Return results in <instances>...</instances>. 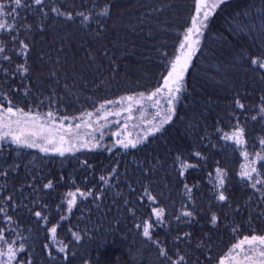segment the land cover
<instances>
[{"label": "trees", "instance_id": "16d2710c", "mask_svg": "<svg viewBox=\"0 0 264 264\" xmlns=\"http://www.w3.org/2000/svg\"><path fill=\"white\" fill-rule=\"evenodd\" d=\"M62 2L69 5L75 2L77 11L85 10L79 7L81 0ZM82 2L89 4V0ZM112 3L116 5L113 18L107 21L106 30L100 29L103 32L100 37L95 35L97 25L94 21L87 27L79 20L65 23L63 18L51 22L45 33H36L29 59L32 71L23 78L19 74L5 75V69L15 68V63L8 64L2 59L7 52L0 54V92L9 94L13 102L25 110L30 108L45 113L58 109L59 114L72 117L85 111L96 112L104 99L118 100L133 92L151 90L162 71L159 52H173L176 34L181 31L180 25L190 19L194 0H112ZM260 3L261 0H230L228 7L217 10L202 37L203 54L197 53L186 74L187 90L178 105V116L164 126L167 131L150 137L146 147L141 145L138 151L132 150L134 154H126L117 148L112 152L105 150L104 146L112 145L116 139L111 133L117 131L118 125L113 122L103 128L100 149L93 152L82 149L74 156L71 153L65 157L45 155L38 149H17L10 141L0 142V168H6L5 159L20 164L7 185L0 178V188L11 189L15 185L19 190L21 184L26 186L30 180L29 172L44 176L45 183L48 179L54 182V189L37 193L27 187L23 190V196L28 198L23 201L25 204L35 199L48 206L42 212L48 217L47 222L37 223L34 211L41 210L37 206L32 213L27 209L18 211L11 224L0 213V228L15 229L37 252L43 243H50L53 249L67 245L69 264H157L155 247L142 236L144 220L153 225L150 229L152 239L167 240L169 245L175 236L190 233L192 264L197 259L200 264H205L208 255L218 259L227 254L232 244L244 235L264 234V202L259 193L253 195L254 190L244 186L238 175L241 165L246 163L240 155L241 149L233 141L222 138L239 122L247 133L245 150L250 153L260 151L259 138L264 136V128L251 120L255 115L251 108L254 103L258 104L259 95L264 94L261 93L264 83L254 80L253 73L240 66L233 53L240 48L258 46L264 40V32L254 29V40L252 36L231 31L235 26L234 15L248 11L244 20L258 17ZM249 5L257 7L249 10ZM240 18L237 15V19ZM27 22L34 25L38 18L29 15ZM256 24L259 25L258 18ZM44 53L48 55L44 56ZM89 53L95 56L94 61L87 58ZM57 57L60 65L56 67H60V72L57 77H51L49 70ZM13 59L22 62L19 57ZM25 87L29 89L27 96ZM237 94L248 111L237 109L233 112L229 107ZM50 96L54 102L51 106ZM147 113L146 119L153 115L149 110ZM95 135L99 137V132ZM195 152H200L204 159L195 156ZM177 156L193 165L184 169L183 176L179 175V163H174ZM154 158L160 160L155 171L146 180L141 177V182H135L136 177L141 176L140 166L149 160L155 163ZM78 160H87L92 168H82ZM113 167L120 173L119 187L110 180L113 186L104 185L107 191L101 200L78 198L71 213L66 210L64 198L68 191L80 187L99 192V176L108 177ZM217 167L228 172L229 179L224 188L218 187ZM125 169L131 180L125 179ZM61 176L63 181H60ZM129 182L133 183L135 193L128 189ZM40 183L37 181V186ZM141 183L156 197L155 205L138 202V194L143 191ZM220 192L227 197L225 202L217 199ZM125 198L129 201L127 205ZM62 203L64 207H59ZM153 206L165 209L162 226L153 223ZM129 208L135 215L128 211ZM183 211H193V216L177 221L175 217ZM212 214L218 217L215 225L211 222ZM138 223L141 225L139 230ZM52 227L57 228L55 239L48 233ZM234 228L237 231L234 232ZM73 232L81 236L79 242L75 241ZM16 239L19 242L20 237L16 236ZM198 244L202 247L197 248ZM73 253L75 260L71 259Z\"/></svg>", "mask_w": 264, "mask_h": 264}, {"label": "snow or ice", "instance_id": "6c2138e0", "mask_svg": "<svg viewBox=\"0 0 264 264\" xmlns=\"http://www.w3.org/2000/svg\"><path fill=\"white\" fill-rule=\"evenodd\" d=\"M229 3L230 0H194L190 19L180 25L181 31L176 34L173 52H159L162 71L155 86L151 90L146 89L144 92L139 93L133 92L120 97L118 100L104 99L95 112V121H93L94 113L90 111L82 112L80 116L70 117L59 114L58 109L56 111L48 110L45 113L32 111L30 108L25 110L24 107L14 103L9 94L0 92V142L10 141L12 145H16L17 149H38L40 153L45 155L56 154L60 157H65L68 153L74 156L82 149L93 152L102 147L103 128L110 116L120 117L122 113H125L126 121L132 120L134 110L142 109L144 103L147 102L152 108L156 109V112L153 119L147 121L143 134L132 138L131 133L127 131V122H125L122 126L123 131L111 133L116 138L112 145L104 146V148L108 152H112L113 148H117L123 149L126 154H134L132 150L138 151L141 145L146 147V142H150V137L156 133L167 131L164 126L174 122V117L178 116V105L181 102L183 93L187 90L186 74L193 66V59L197 56V53L203 54L202 37L205 29L208 28L210 19L217 10L228 7ZM76 7L75 2L69 5L62 2V0H0V54L7 52L8 55H3L2 59L7 61L8 64L15 63V68L5 69V75H9V73L19 74L23 78L25 74L31 73L32 68L29 59L34 50V36L36 33H45L51 27V22L63 18L65 23H76L79 20L81 25L91 27L94 21L97 25L95 35L100 37L103 35L100 29H107V21L113 18V9L116 5L112 3V0H89L88 5L83 4L81 0L79 7L85 10L77 11ZM253 7L257 6L249 5V10ZM257 11L259 13L258 17L248 21L243 19L244 16L248 15V11L237 14L241 17L240 19H237V15H234L232 22L235 26L231 28V31L237 35L252 36L255 40L254 29L259 28L264 32V0H261ZM29 15L37 17L38 22L34 25L29 24L27 22ZM257 18L259 19V25L256 24ZM22 35L24 36L23 39H21ZM43 55L47 56L48 54L44 53ZM14 56L19 57L22 62L14 60ZM233 56L238 59L240 66L253 73L254 80L258 79L261 83H264V40H261L259 45L254 48L238 49L233 53ZM87 58L90 61L95 60V56L91 53L88 54ZM49 59L52 58L49 57ZM41 62H44L43 58H41ZM53 63L54 66L49 70V75L57 77L60 72V67H56V65H60L59 57ZM233 67H235V64H233ZM56 83H59V81L57 80ZM261 93H264V88L261 89ZM24 94L25 96L29 94L27 87L24 89ZM53 103L50 96L49 105L51 106ZM39 104L42 106L43 101L41 100ZM113 104L120 106L118 111L105 110L108 105ZM136 106H139V108H136ZM229 107L233 108V112L237 109L241 112L248 111L245 104L241 102L239 94L232 98ZM251 111L255 112V115L251 116V120L259 122L264 128V94L259 95L258 104L254 103ZM141 116L145 118L143 112H141ZM77 120L80 122L74 123ZM101 121H104V124H101ZM116 123L119 125V121H116ZM189 126L195 127L192 124ZM81 128L86 129L87 132L81 134ZM97 132H99V137L95 135ZM246 135L245 127L237 122L233 131L224 133L222 138L226 141H233L237 148L241 149L240 155L243 156L246 163L241 165V170L238 173L240 180L245 187L254 190L253 195L259 193L261 201L264 202V136L259 138L260 151L250 153L245 150ZM194 155L201 157L200 152H195ZM154 159L155 163L149 160L140 166L138 170L141 176L136 177L135 182H141V177L146 180L147 176L155 171V167L160 164V160ZM201 159L204 158L201 157ZM77 162L82 168H92L87 160H78ZM258 162L259 167L257 166ZM3 163L6 168H0V178L7 185L9 177L13 172L19 170L20 164L15 161L9 163L6 159ZM174 163H179L180 176L184 175V169L193 167V165L182 161L179 156L176 157ZM216 174L218 187L224 188L225 182L229 179L228 172L217 167ZM27 175L30 176V180L26 186L21 184L19 190L16 189L15 185L11 189L0 188V199H2L0 213L4 215L9 224L14 222L15 214L18 211L27 209L29 213H32L37 206L41 209L34 211L37 223L41 220L45 222L48 220L46 215H42V212L46 211L48 206L35 199L25 204L23 201L28 198L23 196V190L27 187V189H31L32 193H37L42 192L44 189H54V182L52 179H48L45 183L43 182L45 177L38 176L34 172H29ZM119 178L118 169L113 167L109 170L108 177L99 176L101 186L99 192L91 188L83 190L80 187H76L74 191H68L64 198L66 210L71 213L77 205L78 198L82 201H88L90 198L92 201L101 200L107 191L104 185L112 187L114 184L119 187ZM125 179L131 180L127 176V169H125ZM110 180L113 184L109 183ZM37 181L41 182L39 186L36 184ZM60 181H63L62 176ZM127 187L131 192H136L132 182H129ZM141 187L143 191L138 194V202L144 203L147 201L155 205L156 197L149 192V189L143 183H141ZM185 188L187 191H191L187 189V185H185ZM217 199L225 202L227 197L224 192H220ZM64 203L59 207H64ZM128 203V199L125 198L124 204L127 205ZM29 204L32 207H29ZM128 211L135 215L131 208ZM193 211H183L175 219L180 221L181 217L191 218ZM151 214L155 217L153 223L162 226L165 209L153 206ZM61 219L63 220L64 217L62 216ZM217 220V215L212 214L211 222L215 225ZM152 226V223L144 220L142 236L155 247L157 264H192L190 233H184L183 237L175 236L169 245L167 240L152 239L150 231ZM136 227L139 230L141 225L138 223ZM177 231H179V228H177ZM233 231L235 232L237 229L234 228ZM48 233L52 239H55L57 228L48 229ZM72 235L75 241L79 242L81 240V236L76 232H73ZM16 236L20 237L19 242H17ZM181 244L184 245L183 248L180 247ZM245 246H247V249ZM200 247L202 245L198 244L197 248ZM71 259H76L75 253L72 254ZM0 264H69V248L65 245L53 249L50 243H43L39 252H37L34 246L28 243V239L17 233L15 229L9 231L7 228H0ZM194 264H200L199 259ZM205 264H264V234L244 235L242 239L232 244L227 254L219 256L218 259L212 255L206 256Z\"/></svg>", "mask_w": 264, "mask_h": 264}, {"label": "rangeland", "instance_id": "374dc122", "mask_svg": "<svg viewBox=\"0 0 264 264\" xmlns=\"http://www.w3.org/2000/svg\"><path fill=\"white\" fill-rule=\"evenodd\" d=\"M119 108H120L119 105L113 104V105H108L105 110H107V111H118ZM136 108H139V106H136ZM148 110L151 111V113L153 115L151 114L152 115L151 117H149V118H147L145 120H142L141 119L142 118L141 112H143L144 116H145V115H148V113H147ZM155 112H156V109L152 108L149 103L145 102L144 103V107L142 109L134 110V112L132 114L133 115V119L132 120H127L126 121V114L122 113L120 117L110 116L108 118V122H113L114 124L117 125L116 121H119V125H118L117 131H123V127L122 126H123V124L125 122H127V125H128L127 131L129 133H131L132 138H136L137 136L143 134V132L145 130V126L147 124V121L153 119ZM93 113H94L93 121H95V119H96L95 112H93ZM79 122L80 121H78V120L74 121V123H79ZM108 122H107V124H109ZM100 123L104 124V121H101ZM107 124H105V125H107ZM80 131H81V134H85L87 132V130L84 129V128H81Z\"/></svg>", "mask_w": 264, "mask_h": 264}]
</instances>
